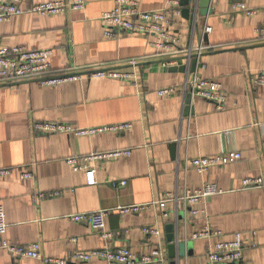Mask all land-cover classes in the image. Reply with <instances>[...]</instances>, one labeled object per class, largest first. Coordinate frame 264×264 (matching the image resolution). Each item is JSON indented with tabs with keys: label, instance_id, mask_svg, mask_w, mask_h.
Masks as SVG:
<instances>
[{
	"label": "crops",
	"instance_id": "obj_1",
	"mask_svg": "<svg viewBox=\"0 0 264 264\" xmlns=\"http://www.w3.org/2000/svg\"><path fill=\"white\" fill-rule=\"evenodd\" d=\"M40 1L48 0H24L22 7ZM83 1V9L51 15L25 10L0 22V48H49V60L57 72H83L92 65L129 69L135 73L136 84L87 76L56 84L37 80L0 84V169L8 171L0 175V204L7 224L5 239L18 244L38 241L44 254L59 258H66L75 250L121 245L141 255L159 245L166 264H171L165 226L173 223L177 215L183 216L182 207L168 201L167 217H163L155 202L168 192L181 195L185 189L214 183L219 192L191 205L203 213L192 215L187 211L185 219L178 221L179 238L184 233L189 238L205 227L221 230L225 238L240 233L245 263L264 264V189L242 187L244 178L264 172V85L251 81L264 62V42L256 39L261 15L236 11L232 0H211L212 11L206 16L191 7L188 15L181 14L175 24L180 45L202 43L208 49L197 57H180L176 63L166 65L150 46L152 35H103L99 16L113 7L114 0ZM168 1L138 0L142 10L161 9ZM244 1L251 8L264 6V0ZM204 25L211 30L202 41ZM130 59L137 60L136 65L127 64ZM181 65L185 66L183 70L179 69ZM195 70L221 83L227 94L223 108L193 97L189 105L193 113L185 114L183 83ZM167 86H174L176 91L169 96L157 95V89ZM36 121L63 122L75 127L130 122L131 127L77 137L69 132L36 131ZM120 148L131 150V154L93 163L95 184H87L85 172L74 171L66 163L74 154ZM229 150L239 151L241 158L209 167L203 173L183 167L185 158ZM24 171L33 176L22 177ZM144 203L149 205L136 212L116 209ZM100 208L110 209L105 218L106 229L118 232L109 240L87 224L67 217ZM146 225L159 228L160 236L144 234L142 227ZM214 240L188 239L191 254L176 256L173 264H207L205 254ZM0 264L42 262L15 258L0 248ZM74 264L107 263L94 258Z\"/></svg>",
	"mask_w": 264,
	"mask_h": 264
},
{
	"label": "built area",
	"instance_id": "obj_2",
	"mask_svg": "<svg viewBox=\"0 0 264 264\" xmlns=\"http://www.w3.org/2000/svg\"><path fill=\"white\" fill-rule=\"evenodd\" d=\"M24 0H0V22L9 20L13 15L20 14L25 10L35 12L40 15H51L66 10H77L85 7L83 0H48L34 2L22 7ZM232 6L236 11H240L250 16L259 13L262 17L261 25L256 29V39L264 42V6L261 8L248 7L244 0H232ZM196 11V8H194ZM182 14V6L178 0H169L167 6L157 10H142L139 8L138 0H114L112 8L103 11L99 16V21L103 26V35L107 38H114L120 34H142L152 35L150 46L155 49V54L164 59V64L170 65L183 56L189 57L190 54L199 56L208 46L200 43L196 46L183 47L180 45V35L175 30V24ZM211 30L210 26H203L201 40L207 32ZM49 48H27L24 46H12L0 48V84L25 80H37L43 84H56L66 80H77L82 76L91 77H108L132 81L136 84L135 73L129 69H118L117 67H107L103 65H92L84 68L82 71L63 70L55 71L49 60L51 55ZM137 60L130 59L129 65H136ZM196 69V65L194 67ZM253 84L264 85V62L255 77L251 79ZM176 91L174 86L162 87L156 90L159 96H169ZM183 92L190 93L193 97H200L215 103L217 108H223L226 103L227 94L221 83L214 79H208L201 76L196 70L192 77L183 83ZM185 94V95H186ZM131 127L130 122H118L103 126L75 127L69 123L53 121H36L33 128L43 133L52 132H69L75 136H84L96 132L113 131L120 132ZM129 149H114L106 151H92L88 154H74L66 159V163L74 171L83 170L86 176L87 184H95V167L96 161L116 159L122 156H129ZM241 158V153L237 150H229L223 153L210 156H197L185 158L183 161L184 169L194 168L197 172L203 173L209 167L222 166L234 162ZM7 169H0V175L7 174ZM24 178L33 176L32 172L24 171ZM125 182H122L124 184ZM243 188H263L264 189V172L254 178H244L242 180ZM219 188L214 183L205 184L202 188L189 190L185 189L183 194L178 195L175 192H168L165 196L159 198L155 203L162 210V216L167 217L165 211L168 201L174 202L176 206L182 207L183 216L189 211L192 215H200L203 210L191 208L192 204L200 202L207 195L219 192ZM54 194H58L55 192ZM39 196H45L39 193ZM148 204H133L127 206H118L120 212H136L147 207ZM110 209L100 208L87 212H75L67 217L75 222L87 224L93 231L99 233L104 239L109 240L117 236L118 232L106 229L105 218ZM178 211V209H177ZM176 211V212H177ZM180 215H177L175 221L180 226ZM7 224L5 220V211L0 204V248L8 252L12 257H28L39 259L42 264H74L79 261H88L94 258L104 260L107 264H166L167 259L163 249L157 245L148 253L138 255L134 253L127 245L106 246L91 250H75L66 258L49 256L43 253L40 242L33 241L26 244L13 243L5 239ZM142 232L148 236H160L159 228L151 225L142 227ZM184 227H182V233ZM180 234V233H179ZM182 235V234H181ZM215 240L210 244L206 251L207 264H246L242 248L243 242L240 233H235L233 238H225L223 232L218 229L205 227L201 230L194 231L188 238L184 233L181 239L210 238ZM76 241V238H72Z\"/></svg>",
	"mask_w": 264,
	"mask_h": 264
},
{
	"label": "water",
	"instance_id": "obj_3",
	"mask_svg": "<svg viewBox=\"0 0 264 264\" xmlns=\"http://www.w3.org/2000/svg\"><path fill=\"white\" fill-rule=\"evenodd\" d=\"M211 0H180V5L182 6V14L183 15H188V13L192 9L196 8L197 10L195 11L196 13H199L200 16H206L211 13L212 9L210 6ZM196 28V26H195ZM197 29V28H196ZM203 39H206L204 36ZM195 55L190 54L189 57H194ZM187 57V56H186ZM185 56L181 58H186ZM195 61H193L192 67H195ZM185 66L181 65L179 67L180 70H183ZM171 69H177V68H171ZM26 81V80H25ZM23 81H17V82H12V84H19ZM191 96L190 93L186 94L185 97V104L186 107L184 109V112L186 115L189 113H193V110L189 105L191 104ZM182 218L179 216V219ZM165 239L168 242L167 244V250H168V256L172 259L171 264H173L175 261V257L177 256L178 258H183L187 254H191L190 250V242L184 241V240H179V233H180V228L179 225L176 223H168L165 226ZM189 248V250H187ZM175 249L177 250V253L175 254Z\"/></svg>",
	"mask_w": 264,
	"mask_h": 264
}]
</instances>
